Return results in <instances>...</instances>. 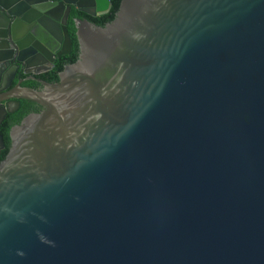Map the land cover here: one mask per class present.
I'll list each match as a JSON object with an SVG mask.
<instances>
[{
  "label": "water",
  "instance_id": "95a60500",
  "mask_svg": "<svg viewBox=\"0 0 264 264\" xmlns=\"http://www.w3.org/2000/svg\"><path fill=\"white\" fill-rule=\"evenodd\" d=\"M110 6L0 0V126L41 108L0 162V264H264V0H120L36 80Z\"/></svg>",
  "mask_w": 264,
  "mask_h": 264
},
{
  "label": "trees",
  "instance_id": "16d2710c",
  "mask_svg": "<svg viewBox=\"0 0 264 264\" xmlns=\"http://www.w3.org/2000/svg\"><path fill=\"white\" fill-rule=\"evenodd\" d=\"M110 3V10L108 13L95 17L90 18L85 15L79 14L77 11L72 12V14L69 17L68 23H67V33L69 35L70 41H71V51L68 56L62 57L58 62H56L55 67L44 74H41L39 76V79L41 81H44L49 84H54L58 82V75L63 70L65 66L71 65L76 62L78 58V45L76 42L75 37V26H74V19H86L88 22L98 26V27H104L106 24L110 23L118 10L120 0H109ZM26 88L38 90L39 87L37 84L33 82H29L24 84ZM36 107L35 104L27 102V101H21L20 102V108L16 113L7 115L5 120L2 122L0 126V134L2 136L3 142H4V149L0 153V162L5 158L9 146H10V140H9V132L10 129L14 126H17L20 124V122L28 115L30 114H36L37 111L34 110Z\"/></svg>",
  "mask_w": 264,
  "mask_h": 264
},
{
  "label": "flooded vegetation",
  "instance_id": "af4514ba",
  "mask_svg": "<svg viewBox=\"0 0 264 264\" xmlns=\"http://www.w3.org/2000/svg\"><path fill=\"white\" fill-rule=\"evenodd\" d=\"M74 11H75V10H74ZM72 12H73V9L71 10V12H70V14H69V16H68V19H67V21H66V24H65V28H66V29H67V23H68L69 17H70V15L72 14ZM78 13H79V12H78ZM79 14H82V13H79ZM82 15H84V14H82ZM87 17H88V16H87ZM95 17H98V15H96V16H94V17H90V18H95ZM76 20H86V19H74L73 21L75 22ZM74 26H75V23H74ZM64 51H66V50L64 49ZM70 51H71V50H70ZM69 54H70V53H69ZM69 54H68V55H69ZM68 55H63V56H60L59 58H54L53 61H52V63L49 62V61H45L43 64L39 65L37 68H39V70L41 71V73H40L39 75L36 76V80H40V79H39V76H40L41 74H44V73H46V72L51 71V70L55 67L56 62H58L62 57H65V56H68ZM28 78H30L29 75H22L20 72H17V74H16V79H15L13 85H15L16 80H22V84H21L22 87H25L24 84H26V83L33 82V83H35V84H37V85L39 86V87L37 88L38 90L42 89L41 85H40L37 81H35V80H29ZM20 102H21V101H20ZM10 108L13 109L14 106L11 105ZM19 108H20V106H19ZM19 108H18L14 113H16V112L19 110ZM34 108H35L34 110H36L37 113L41 112V108H40V107L36 106V107H34ZM1 151H2V150H1ZM1 151H0V153H1Z\"/></svg>",
  "mask_w": 264,
  "mask_h": 264
}]
</instances>
